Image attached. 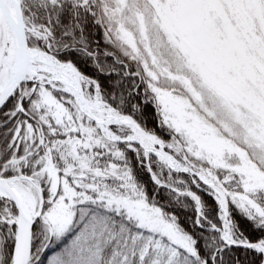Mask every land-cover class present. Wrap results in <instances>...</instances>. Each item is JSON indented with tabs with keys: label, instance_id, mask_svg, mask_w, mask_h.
Listing matches in <instances>:
<instances>
[{
	"label": "snow or ice",
	"instance_id": "1",
	"mask_svg": "<svg viewBox=\"0 0 264 264\" xmlns=\"http://www.w3.org/2000/svg\"><path fill=\"white\" fill-rule=\"evenodd\" d=\"M0 264H264V0H0Z\"/></svg>",
	"mask_w": 264,
	"mask_h": 264
},
{
	"label": "trees",
	"instance_id": "2",
	"mask_svg": "<svg viewBox=\"0 0 264 264\" xmlns=\"http://www.w3.org/2000/svg\"><path fill=\"white\" fill-rule=\"evenodd\" d=\"M149 114H150V110H149ZM149 126H151V123L149 124ZM142 178H143L144 180H147V176H146V174L143 175ZM151 187H152V185L149 183V189H151Z\"/></svg>",
	"mask_w": 264,
	"mask_h": 264
}]
</instances>
